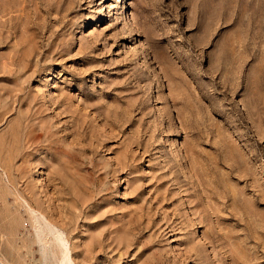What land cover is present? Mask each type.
I'll use <instances>...</instances> for the list:
<instances>
[{"label":"rangeland","instance_id":"1","mask_svg":"<svg viewBox=\"0 0 264 264\" xmlns=\"http://www.w3.org/2000/svg\"><path fill=\"white\" fill-rule=\"evenodd\" d=\"M0 168L21 264H264V0H0Z\"/></svg>","mask_w":264,"mask_h":264},{"label":"bare ground","instance_id":"2","mask_svg":"<svg viewBox=\"0 0 264 264\" xmlns=\"http://www.w3.org/2000/svg\"><path fill=\"white\" fill-rule=\"evenodd\" d=\"M1 169V168H0ZM4 169V168H3ZM1 174L7 176L3 170H0ZM0 175V176H2ZM27 209L31 212L34 217L35 222L37 223L36 235L38 237V242L43 244L42 251L47 255V249H49L50 255L54 259L55 264H74L71 254L70 247L68 241L64 237V233L61 232L57 227L47 222L43 216L38 214L35 210H33L27 203ZM46 227V233L43 232V225ZM1 252V251H0ZM3 252V251H2ZM9 254V253H8ZM12 257V255L9 254ZM0 260L4 264H21V261H16L14 259H10L6 253L0 254Z\"/></svg>","mask_w":264,"mask_h":264},{"label":"built area","instance_id":"3","mask_svg":"<svg viewBox=\"0 0 264 264\" xmlns=\"http://www.w3.org/2000/svg\"><path fill=\"white\" fill-rule=\"evenodd\" d=\"M0 264H4V263L0 260Z\"/></svg>","mask_w":264,"mask_h":264}]
</instances>
